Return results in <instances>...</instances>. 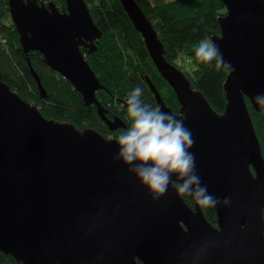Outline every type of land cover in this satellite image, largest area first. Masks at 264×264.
Segmentation results:
<instances>
[{
  "label": "water",
  "instance_id": "1",
  "mask_svg": "<svg viewBox=\"0 0 264 264\" xmlns=\"http://www.w3.org/2000/svg\"><path fill=\"white\" fill-rule=\"evenodd\" d=\"M119 1L178 99L176 114L145 78L156 105L192 132L197 173L221 201L217 223L171 186L153 201L115 160L116 138L48 119L0 80V253L23 264H264V156L246 101L264 112L254 103L264 94V0H221L226 13L212 42L232 65L222 114L166 60L136 0ZM8 6L21 47L40 52L111 131L126 128L119 117H107L97 98L106 87L82 47L95 51L103 33L85 0H67L65 12L53 1L8 0Z\"/></svg>",
  "mask_w": 264,
  "mask_h": 264
},
{
  "label": "trees",
  "instance_id": "2",
  "mask_svg": "<svg viewBox=\"0 0 264 264\" xmlns=\"http://www.w3.org/2000/svg\"><path fill=\"white\" fill-rule=\"evenodd\" d=\"M53 1L61 12L67 11V0ZM92 18L103 35L95 51L82 47L92 70L106 87L97 92L100 103L108 110L107 117H119L126 128L111 131L97 113L95 105H86L73 85L44 63L38 51L26 52L11 21L8 0H0V80L7 83L24 100L36 105L42 115L58 122H69L78 129L92 128L117 138L130 124L125 120L122 101L136 87L143 89L142 101L155 107L154 95L146 77L160 92L174 113L179 110L177 97L157 71L147 51L143 37L136 30L119 0H85ZM150 19L164 46L166 60L181 69L192 86L203 93L219 114L225 111L224 83L228 72L217 71L215 61L202 64L195 60V46L201 40L220 36V17L226 13L221 0H136ZM5 41V42H4ZM31 67L39 75L45 90L43 96ZM248 109L264 156V112H257L246 98ZM130 123V121H129ZM190 206L194 203L184 197ZM206 219L216 225L214 208H202ZM1 264H23L11 255L0 253ZM141 264V263H139Z\"/></svg>",
  "mask_w": 264,
  "mask_h": 264
},
{
  "label": "clouds",
  "instance_id": "3",
  "mask_svg": "<svg viewBox=\"0 0 264 264\" xmlns=\"http://www.w3.org/2000/svg\"><path fill=\"white\" fill-rule=\"evenodd\" d=\"M195 60L202 64L215 61L217 71L232 70L219 45L208 39L195 46ZM142 95L143 89L136 87L125 98L130 125L117 137L115 160L127 168L153 201H159L171 186L179 197H190L201 208H215L221 201L208 191L197 173L195 154L190 151L195 141L184 119L144 103ZM254 103L264 111V94H257ZM230 202V197L223 199L224 205Z\"/></svg>",
  "mask_w": 264,
  "mask_h": 264
},
{
  "label": "rangeland",
  "instance_id": "4",
  "mask_svg": "<svg viewBox=\"0 0 264 264\" xmlns=\"http://www.w3.org/2000/svg\"><path fill=\"white\" fill-rule=\"evenodd\" d=\"M167 1H169V0H167ZM125 115H126V113H125ZM125 120H128V119H127V116L125 117ZM129 121H130V120H129ZM129 121H128V124H130ZM108 138H116V137H115L114 134H112V136H110V137H108ZM116 139H117V138H116Z\"/></svg>",
  "mask_w": 264,
  "mask_h": 264
},
{
  "label": "flooded vegetation",
  "instance_id": "5",
  "mask_svg": "<svg viewBox=\"0 0 264 264\" xmlns=\"http://www.w3.org/2000/svg\"><path fill=\"white\" fill-rule=\"evenodd\" d=\"M86 50H88L89 51V49L88 48H86ZM155 99V98H154ZM177 101H178V99H177ZM155 103H156V101H155ZM179 104V103H178ZM124 106V105H123ZM126 107V106H125ZM155 107H157V105H155ZM179 109H180V105H179V107H178ZM176 114H179V110H177V113ZM116 131V130H115Z\"/></svg>",
  "mask_w": 264,
  "mask_h": 264
},
{
  "label": "built area",
  "instance_id": "6",
  "mask_svg": "<svg viewBox=\"0 0 264 264\" xmlns=\"http://www.w3.org/2000/svg\"><path fill=\"white\" fill-rule=\"evenodd\" d=\"M5 42V41H4Z\"/></svg>",
  "mask_w": 264,
  "mask_h": 264
}]
</instances>
